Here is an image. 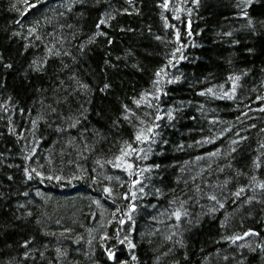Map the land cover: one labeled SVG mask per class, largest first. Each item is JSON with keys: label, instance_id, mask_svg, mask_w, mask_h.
Returning a JSON list of instances; mask_svg holds the SVG:
<instances>
[{"label": "trees", "instance_id": "16d2710c", "mask_svg": "<svg viewBox=\"0 0 264 264\" xmlns=\"http://www.w3.org/2000/svg\"><path fill=\"white\" fill-rule=\"evenodd\" d=\"M0 264H264V0H0Z\"/></svg>", "mask_w": 264, "mask_h": 264}, {"label": "snow or ice", "instance_id": "6c2138e0", "mask_svg": "<svg viewBox=\"0 0 264 264\" xmlns=\"http://www.w3.org/2000/svg\"><path fill=\"white\" fill-rule=\"evenodd\" d=\"M249 2H250V0H249ZM102 23H103V21H102ZM107 87V86H106ZM137 139L139 140L140 139V137L139 136H137ZM213 199H215V197H213ZM245 235H248V233H245ZM236 239H242V237H236Z\"/></svg>", "mask_w": 264, "mask_h": 264}]
</instances>
